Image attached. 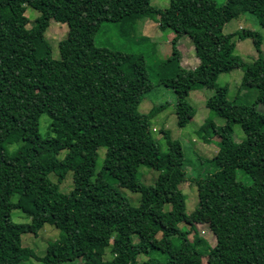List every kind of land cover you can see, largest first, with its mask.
Listing matches in <instances>:
<instances>
[{"label": "trees", "instance_id": "trees-1", "mask_svg": "<svg viewBox=\"0 0 264 264\" xmlns=\"http://www.w3.org/2000/svg\"><path fill=\"white\" fill-rule=\"evenodd\" d=\"M27 8L39 13L30 28ZM245 14L264 31V0H227L220 7L213 0H169L164 9L150 0H0V264L30 258L41 264H264V112L257 109L264 107L261 36L239 34V39L250 37L258 53L244 63L234 54V35L222 33L224 25ZM142 19L174 34L158 85L175 95L179 127L195 115L189 93L215 90L206 107L225 123L207 120L198 130L205 142L212 136L219 140L209 162L214 171L203 178H188L182 148L167 131L161 130L166 153L153 139L150 122L164 106L138 112L143 94L156 86L144 58L95 46L103 23L133 28ZM51 21L68 28L58 43L59 60L44 37ZM182 37L193 45L198 60L193 70L180 65ZM235 69H243L237 99L243 91L257 92L251 105L229 102L227 88L216 85L220 74ZM42 115L49 119L46 137L38 132ZM235 124L245 135L240 143L233 139ZM15 144L19 147L10 152ZM100 148L106 152L95 176ZM60 152H65L62 160ZM140 166L158 173L153 185L140 183ZM237 171L251 184L239 181ZM69 172L73 189L63 194L59 184ZM108 178L139 194L138 207ZM188 180L196 186L199 204L191 215L179 188ZM14 210L30 223L12 222ZM200 218L215 237L213 247L198 237L192 242L178 227ZM45 224L60 230L61 238L38 259L21 246V236L36 234ZM107 250L110 260L103 258ZM152 251L163 260L138 262Z\"/></svg>", "mask_w": 264, "mask_h": 264}, {"label": "rangeland", "instance_id": "rangeland-1", "mask_svg": "<svg viewBox=\"0 0 264 264\" xmlns=\"http://www.w3.org/2000/svg\"><path fill=\"white\" fill-rule=\"evenodd\" d=\"M218 7L223 6L227 0H213ZM150 4L156 8L164 9L169 5V0H150ZM24 15L29 19L27 28H30L39 13L31 8H27ZM67 26L54 21L49 23L47 30L44 33L46 41L52 48V57L59 60L58 43L66 37ZM243 31L256 32L261 36V55L264 58V31L258 25L257 20L250 14H245L237 19H234L224 25L222 33L225 35H234L232 42L235 45L234 54L239 56L244 63H251L258 58V53L254 47L253 40L250 37L239 39V34ZM170 31L161 32L157 24L153 21L142 19L138 20L133 28H128V25L122 23H103L95 35L94 43L96 47L107 48L112 51H117L123 54L140 55L144 58L145 69L149 80L156 85L152 90L146 92L142 96V100L138 106L140 114H147L153 107L164 106L150 122V131L153 139L156 141L160 151L166 153L168 150L166 139L161 130L168 132L172 141L179 142L182 148L184 163L186 165L187 176L190 180L198 177L203 178L214 171L210 160L218 151V138L211 137L209 142L203 141L198 130L207 120L213 121L217 126L224 125V120L217 117L212 111L207 109L206 101L215 93L214 89L200 87L192 90L187 101L195 111V115L184 127H179L175 113L176 98L170 89L158 85L159 66L166 62L171 56V40L168 34ZM173 34V33H172ZM181 47L177 44L181 54L180 65L188 70L194 69L198 65V60L195 57L194 48L191 41L187 37H182L180 41ZM243 77V69H235L228 73L220 74L217 78L216 85L218 87L227 88V100L229 102L237 101L240 104L251 105L255 102L257 92L255 89H250L241 92L242 98L237 99L238 90L240 88L241 79ZM246 93V94H244ZM259 112H264V107L257 106ZM49 131V119L46 115H42L39 120L38 132L40 136L46 137ZM245 138V135L240 125H233V139L235 143H240ZM19 146L17 144L8 147L12 152ZM105 148H100L97 151V159L95 166V176L102 170ZM65 152H60L58 159L62 160ZM158 173L144 166H140L138 170V179L143 185H153ZM237 178L246 185H250L251 181L244 176L241 171H237ZM49 179L56 183V178L53 175ZM94 178L92 179V181ZM179 186L185 196V212L187 215L195 213L198 208L197 189L192 181ZM109 183L127 199L132 207H138L140 195L132 193L126 189L118 187L113 179L108 178ZM73 189L72 172H69L65 179L59 184V190L63 194L69 193ZM17 195L12 197V202H16ZM168 209V207L166 208ZM11 220L17 224L30 223L29 217L20 210H14L11 213ZM189 226L180 224L178 227L183 232L188 231L189 239L193 242L195 238H201L206 241L207 245L213 247L216 243L215 237L208 229V223L203 219L192 221ZM61 238L60 230L53 225L45 224L36 234L26 233L21 236V246L31 250L35 256L40 259L45 256L46 248L49 243L59 241ZM175 245H178L177 239L173 240ZM133 243H137V238L134 237ZM104 260H110L111 254L107 250L104 255ZM149 258L163 260L160 254L155 251L143 254L138 257V262H145ZM76 261V260H74ZM20 264H41L36 258H30L22 261Z\"/></svg>", "mask_w": 264, "mask_h": 264}, {"label": "crops", "instance_id": "crops-1", "mask_svg": "<svg viewBox=\"0 0 264 264\" xmlns=\"http://www.w3.org/2000/svg\"><path fill=\"white\" fill-rule=\"evenodd\" d=\"M168 37L173 38V37H174V34L169 33L168 36H167V38H168ZM180 41H181V39H180L179 42H178L179 47H181ZM178 49H179V48H178ZM191 70H193V69H191Z\"/></svg>", "mask_w": 264, "mask_h": 264}]
</instances>
